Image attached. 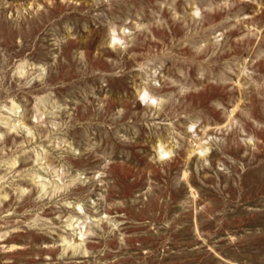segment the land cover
<instances>
[{
  "label": "rangeland",
  "instance_id": "rangeland-1",
  "mask_svg": "<svg viewBox=\"0 0 264 264\" xmlns=\"http://www.w3.org/2000/svg\"><path fill=\"white\" fill-rule=\"evenodd\" d=\"M0 264H264V0H0Z\"/></svg>",
  "mask_w": 264,
  "mask_h": 264
},
{
  "label": "bare ground",
  "instance_id": "bare-ground-1",
  "mask_svg": "<svg viewBox=\"0 0 264 264\" xmlns=\"http://www.w3.org/2000/svg\"><path fill=\"white\" fill-rule=\"evenodd\" d=\"M159 150H160V157H165L167 155V153H164L162 151V147L161 146L159 147Z\"/></svg>",
  "mask_w": 264,
  "mask_h": 264
}]
</instances>
